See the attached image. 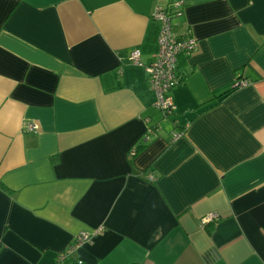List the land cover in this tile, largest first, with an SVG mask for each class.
I'll return each mask as SVG.
<instances>
[{
	"label": "crops",
	"instance_id": "1",
	"mask_svg": "<svg viewBox=\"0 0 264 264\" xmlns=\"http://www.w3.org/2000/svg\"><path fill=\"white\" fill-rule=\"evenodd\" d=\"M0 264H264V0H0Z\"/></svg>",
	"mask_w": 264,
	"mask_h": 264
},
{
	"label": "built area",
	"instance_id": "2",
	"mask_svg": "<svg viewBox=\"0 0 264 264\" xmlns=\"http://www.w3.org/2000/svg\"><path fill=\"white\" fill-rule=\"evenodd\" d=\"M174 9L156 6L152 11L151 16L160 23V32L158 37V51L154 59L145 66L147 73L148 88L154 94L155 100L153 106L161 111L165 116L174 112L175 105L171 95L172 89L180 83L181 75L178 71V58L180 55H190L197 47V41L190 35L176 36L172 31V19L173 17H179L182 15L180 8L181 2L174 1ZM140 51L137 48H133L129 53V61L135 65H140ZM247 80H237L235 87H241L246 85ZM29 129H35L36 125L28 123ZM179 133H174L173 137L176 138ZM216 212H210L200 219L201 224L208 223L209 221L217 218ZM90 238V235L84 232H80L75 236L77 243L86 241ZM66 254L59 255L61 260Z\"/></svg>",
	"mask_w": 264,
	"mask_h": 264
}]
</instances>
